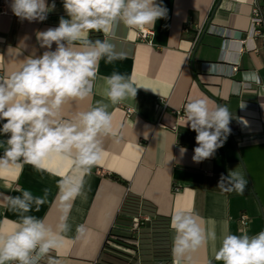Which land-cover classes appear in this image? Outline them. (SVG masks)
Returning <instances> with one entry per match:
<instances>
[{
  "label": "crops",
  "instance_id": "crops-1",
  "mask_svg": "<svg viewBox=\"0 0 264 264\" xmlns=\"http://www.w3.org/2000/svg\"><path fill=\"white\" fill-rule=\"evenodd\" d=\"M255 1L157 0L167 13L155 25L145 26L154 31L151 41L143 40L137 28L120 25L114 43L126 58L111 64L101 59L93 95L67 103L63 115L70 117L93 107L103 98L100 77L113 72L134 75L144 87L137 89L135 97L110 105L113 131L121 139L104 138L103 158L85 178L86 198L75 200L68 218L71 231L50 256L62 264H97L129 192L147 204L141 214L149 219L140 230L141 248L133 264H161L152 255L148 237L158 216L169 220L168 264H173L170 219L176 211L198 213L204 227L217 233L215 246L209 240L193 254L196 264H222L214 260V251L220 246L225 223L233 234L264 231V38L252 31ZM53 2L55 9L46 20L30 22L13 13L11 0H0V75L18 70L27 56H40L47 50L40 46L37 31L57 27L62 16L68 18L63 0H47L49 5ZM189 24L190 32H186ZM199 27L204 32L192 51ZM90 38L103 39L104 34L93 32ZM55 47L53 44V50ZM189 98H205L210 108L226 105L232 116L223 146L199 162L193 160L197 133L186 125L184 113ZM233 130L238 134L233 135ZM5 139L0 135V142ZM181 147L187 149L184 154ZM3 149L0 143V156ZM46 166L52 173L67 175L72 161L54 157ZM230 173L246 181L243 194L226 190L232 183ZM222 177L225 190L218 187ZM58 179L35 171L21 159L0 169V193L15 196L20 189L44 196L47 189V202L39 210L34 206L29 214L46 218L55 229L61 216ZM242 215L248 217L247 226L241 224ZM17 219V213L0 196L5 233L15 229ZM79 224L86 225L88 232L76 239ZM40 264H47V257Z\"/></svg>",
  "mask_w": 264,
  "mask_h": 264
},
{
  "label": "clouds",
  "instance_id": "clouds-1",
  "mask_svg": "<svg viewBox=\"0 0 264 264\" xmlns=\"http://www.w3.org/2000/svg\"><path fill=\"white\" fill-rule=\"evenodd\" d=\"M68 18L60 17L59 25L37 31L40 46L47 50L40 56L30 55L20 61L18 70L0 75V135L6 137L0 169L22 159L37 172H48L59 177L60 222L53 229L46 218L29 213L47 202L44 196H34L30 190L19 195L0 193L10 211L18 215L15 229L3 230L0 221V264H62L49 255L62 246L65 235L71 231L68 218L77 198H86V177L93 166L103 158L104 138L121 137L113 131L110 105L135 97V76L113 72L103 80V98L88 110L77 111L70 117L63 115L64 106L72 101H83L93 95L98 77L99 61L111 64L126 58L114 40L120 25L127 29H142L155 25L166 16L167 10L157 0H63ZM13 13L22 20L44 21L55 9L47 0H11ZM102 32L103 39H92L91 33ZM53 44L56 45L53 50ZM12 56V50L10 49ZM107 101V102H105ZM186 125L197 133L193 160L211 157L222 147L230 133L231 113L226 105L210 108L205 98H189L184 107ZM186 148L181 147L184 154ZM54 157L72 161L69 174L52 173L46 162ZM232 183L226 190L243 194L246 181L239 174H229ZM225 177L219 186L225 190ZM173 230V264H196L193 254L209 240L217 241L215 229L207 230L198 213L176 211L170 219ZM86 225L76 226V239L85 237ZM214 260L222 264H264V231L255 235L247 232L231 233L225 223L220 246L214 251ZM211 264V262H210Z\"/></svg>",
  "mask_w": 264,
  "mask_h": 264
},
{
  "label": "trees",
  "instance_id": "trees-1",
  "mask_svg": "<svg viewBox=\"0 0 264 264\" xmlns=\"http://www.w3.org/2000/svg\"><path fill=\"white\" fill-rule=\"evenodd\" d=\"M145 205L147 204L139 195L132 192L127 194L117 217V222L107 238L97 264H133L137 260L136 256L139 254L141 241L138 235L140 241L139 247L133 244L132 240L135 237L131 234L132 232L130 230L136 218L143 216L141 213ZM148 224L149 219L143 221L141 229ZM168 229L169 220L165 217L158 216L153 222L152 234L148 236L151 238L153 245L152 255L153 257L160 258L161 264H168L170 261L171 239L168 234ZM113 241L123 248L113 246L111 244ZM124 248L134 249L136 252L132 253Z\"/></svg>",
  "mask_w": 264,
  "mask_h": 264
},
{
  "label": "built area",
  "instance_id": "built-area-1",
  "mask_svg": "<svg viewBox=\"0 0 264 264\" xmlns=\"http://www.w3.org/2000/svg\"><path fill=\"white\" fill-rule=\"evenodd\" d=\"M263 2L264 0H256L253 6V10H252V31L257 34L260 35L262 37H264V7H263ZM0 8H3L0 5ZM190 28L191 25L189 24L186 27V32H190ZM139 36L146 41H151L152 36L154 34L153 29L147 28V27H143L142 29H137ZM204 32V27H199L194 35V40H193V46H192V51L196 48L200 37L202 35V33ZM191 51V52H192ZM233 135H237L238 131L237 130H233L232 131ZM147 221L148 218L145 216H141L140 218H136L132 229L130 230L133 234V236L135 238H133V244H135L137 247H139L140 241L138 239V235L140 232V229L142 227L143 221ZM241 224L243 226H247L248 225V217L247 215H242L241 217ZM111 244L113 246L119 247V248H123L121 245L115 243L114 241L111 242ZM129 252L135 253L136 251L134 249H129V248H124Z\"/></svg>",
  "mask_w": 264,
  "mask_h": 264
}]
</instances>
